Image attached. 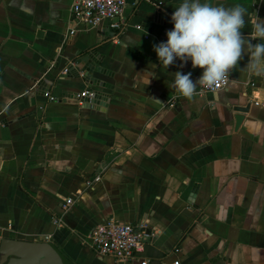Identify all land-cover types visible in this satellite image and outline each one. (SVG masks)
<instances>
[{
  "label": "crops",
  "instance_id": "obj_1",
  "mask_svg": "<svg viewBox=\"0 0 264 264\" xmlns=\"http://www.w3.org/2000/svg\"><path fill=\"white\" fill-rule=\"evenodd\" d=\"M72 2L0 0V244L51 241L71 264H264V76L233 70L226 88L188 100L167 86L172 73L196 81L203 69H166L153 51L181 0H126L121 32L86 26ZM217 2L248 8L246 37L264 19V0ZM91 50L93 83L72 67ZM88 87L97 98L78 102ZM109 218L155 236L116 260L89 241Z\"/></svg>",
  "mask_w": 264,
  "mask_h": 264
},
{
  "label": "clouds",
  "instance_id": "obj_2",
  "mask_svg": "<svg viewBox=\"0 0 264 264\" xmlns=\"http://www.w3.org/2000/svg\"><path fill=\"white\" fill-rule=\"evenodd\" d=\"M246 16L250 19L248 8L238 3L229 6L217 0H181L171 15L173 28L166 32L167 40L154 44L153 51L159 65L166 69L178 59L181 66L191 61L193 68L203 72L193 81L191 72L176 71L167 84L169 89L192 100L199 95L198 87L213 89L228 79L233 70L264 76V19L256 14L251 21V33L246 37L242 31ZM245 54L248 62L239 68Z\"/></svg>",
  "mask_w": 264,
  "mask_h": 264
},
{
  "label": "built area",
  "instance_id": "obj_3",
  "mask_svg": "<svg viewBox=\"0 0 264 264\" xmlns=\"http://www.w3.org/2000/svg\"><path fill=\"white\" fill-rule=\"evenodd\" d=\"M126 0H73L71 11L75 18L84 23L86 26H98L108 22L109 28L114 32L123 31L128 22L124 16ZM137 27H141L137 25ZM69 68L65 67L62 73H68ZM230 77L213 89H200V92L216 91L228 86ZM50 100H57L48 90L44 92ZM94 97V91L89 87L75 95L78 102L91 100ZM100 175L87 180L88 185L99 180ZM73 203V199H67L65 207ZM56 224L62 222L61 217L54 219ZM155 232L150 230L144 223L123 222L114 218H109L97 224L89 234L90 245L99 253L111 255L116 260L132 261L141 255L145 248L146 242L152 240ZM146 259L141 260L140 264H147ZM179 264V260L175 261Z\"/></svg>",
  "mask_w": 264,
  "mask_h": 264
},
{
  "label": "water",
  "instance_id": "obj_4",
  "mask_svg": "<svg viewBox=\"0 0 264 264\" xmlns=\"http://www.w3.org/2000/svg\"><path fill=\"white\" fill-rule=\"evenodd\" d=\"M167 23L170 25L171 20H168ZM72 65L77 74L82 72L83 79L91 83L97 78L94 73L102 71L97 50L88 51L77 57ZM96 98L97 95L94 94L90 101L93 102ZM233 108L237 112L235 114L237 128L244 119L243 112H247L250 105H235ZM20 260L26 261L28 264H71L66 255L51 241H30L17 238L1 240L0 264H11L13 261Z\"/></svg>",
  "mask_w": 264,
  "mask_h": 264
}]
</instances>
